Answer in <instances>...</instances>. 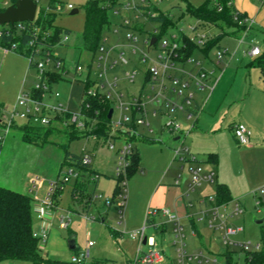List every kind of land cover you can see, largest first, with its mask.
<instances>
[{"label": "rangeland", "instance_id": "rangeland-1", "mask_svg": "<svg viewBox=\"0 0 264 264\" xmlns=\"http://www.w3.org/2000/svg\"><path fill=\"white\" fill-rule=\"evenodd\" d=\"M88 0H39L38 11L51 6L54 14V23L70 32L67 40L62 44H55L51 48L54 56L62 59L66 71L62 79L54 83L49 93L42 97L46 105L64 107L77 110L80 106L83 86L80 82H75L78 76L85 79L88 64L91 63V52L80 47V38L84 30L85 5ZM104 4L109 23L102 28L103 42L107 46H115L111 57L117 58L120 52H124L128 63L119 62L112 69L107 71L106 77L109 81L116 76L118 82L116 89H121L126 99L130 96L142 94L148 111L147 120L149 126L137 124L135 135L130 139L133 147L139 155L138 170L130 177L126 178L125 205L121 209L122 201L120 193H115L116 168L118 157L116 150L109 147V143H114L116 147L121 146L127 139L120 135L114 137L83 136L70 138L69 129L63 123L52 121L47 126L51 132L46 138L37 139L34 143H27L20 139L24 122L19 117L11 119V113L16 105L18 94L21 91L32 93L39 84V71L36 66H29V57L20 52L7 49L0 45V186L8 187L28 194L32 198V222L33 230L38 236L43 229L47 233V242L39 241L41 252L44 256L58 261L59 264H76L70 262L72 254L85 251L89 261L101 260L111 264H129L134 261L138 250V241L128 233L140 229L146 224V235L154 236L160 249L164 248L166 259L161 264H179L176 256V249L173 245L175 233L171 222L164 218H158L157 223L166 222V230L152 228L145 220L148 215V207L156 208L157 188L159 183L172 184L171 187H179L183 179L190 181L191 167L201 168V173L210 171L219 172L218 181L221 178L229 180L232 184L231 199L225 203L215 205L219 207V213L227 216L226 225L232 228H241L240 231L230 234L229 238L234 242L228 246L229 250L236 251L234 257L240 263L243 262L245 251L240 243H249L250 250L255 249L257 243H264L262 234L264 232V200L259 202L258 194L246 190L251 188V183L257 180L258 173L264 167V146L259 147L254 153L247 154L245 149L248 145L239 144L236 140L231 123L238 122L241 117V102L246 101L245 115L251 118L256 117L250 105H255L254 98L258 91L264 86V69L254 65L252 57L245 55V51L250 48L249 37L242 43L234 36H230L232 27L225 25L199 26V31H205L209 35L225 32L222 34L219 46L227 47L231 58L226 55L220 66L215 64V50L211 49L208 56L203 55L200 50H195L189 57L201 60L205 67L215 69L216 76L220 79L211 93L203 109L194 116L193 119L186 118V114L181 110L153 117L150 111L154 107L158 108V103L151 100L153 92L149 84H145L144 75L150 60L141 61L140 51L133 52L129 45L126 29L122 23L124 17L133 13L124 9L128 1L139 2L140 0H97ZM208 0H150L149 3L157 6L161 11L169 16L174 26L169 25L168 31L161 39H169L171 34H178L180 29L185 33L189 32V25H196L198 21L188 12V5L199 6ZM210 4L214 0H209ZM12 0H0V8H6ZM71 4L72 8H67ZM111 5V6H110ZM73 9L77 12L72 13ZM115 10H119L118 13ZM142 30L133 31L138 36L137 45L141 47L142 40L147 32L153 31L161 24L160 20L152 19L141 15L138 18ZM251 34L260 42L263 50V34L254 30ZM261 40V41H260ZM159 47V45H158ZM40 45L38 46V49ZM157 51L150 53L155 57ZM95 56L91 65V77L100 70L97 66ZM33 62L42 61L39 52L33 55ZM228 61V64H227ZM251 61V62H249ZM79 63L84 69L80 74L76 73L75 66ZM52 64V63H51ZM227 64V66H226ZM193 65L189 62V67ZM52 66V65H51ZM224 68V70H223ZM135 71L133 81L125 78V73ZM223 71V72H222ZM56 92L59 96H56ZM249 92L251 94H249ZM208 91L196 93L195 101L202 103ZM249 94V95H248ZM251 95V98H248ZM177 98V97H176ZM245 105V104H244ZM20 109V107H17ZM205 116L204 127L197 123L193 129L194 120ZM117 112L113 118L116 119ZM174 118L180 123L181 128L189 131L182 135L180 139H175V134L165 127V123ZM230 124V125H229ZM149 128L152 130L149 131ZM203 132L199 133L200 130ZM210 130L206 132V130ZM199 133V134H198ZM183 142V146L190 148L191 153L196 156V162L180 161L174 158V149ZM76 154L88 153L92 156L90 173L86 174L83 185V196L75 197L71 194L72 182L64 187L56 189L55 193L47 200L49 190L48 180H56L59 170L64 169V156L66 152ZM216 154L217 159L210 158L211 154ZM180 175V176H179ZM38 176L46 182L38 184L33 182ZM174 177H178L180 182L175 184ZM221 177V178H220ZM36 183V186L33 184ZM216 180L212 182H202L189 192L185 201L181 198L177 206L180 210L169 208L171 214L180 218L183 225L185 248L189 253L195 254L203 251L204 254L222 261V254L226 246L223 243L222 230L211 229L206 221L196 222V228L200 235H192V227L188 216L196 217L201 210L210 208V204L199 202L200 196L204 194L215 196ZM38 185V186H37ZM229 187V186H228ZM185 195L189 189L186 187ZM156 192V194H155ZM92 194L90 197L89 194ZM199 194H202L198 197ZM89 195V196H88ZM154 198L152 199V197ZM90 198V200H89ZM153 201H152V200ZM264 199V198H263ZM238 203L242 207V212L231 215L235 205ZM188 209L186 210V206ZM163 207L161 209H165ZM121 210L123 212L121 213ZM70 216V228L62 227L59 219L61 216ZM160 215V214H158ZM158 217V216H156ZM257 220H262L258 223ZM131 226H137L136 229ZM74 237L77 248H69V240ZM88 242L92 245L88 246ZM142 250H147L146 245H142ZM31 264L27 260H14L6 264Z\"/></svg>", "mask_w": 264, "mask_h": 264}, {"label": "built area", "instance_id": "built-area-1", "mask_svg": "<svg viewBox=\"0 0 264 264\" xmlns=\"http://www.w3.org/2000/svg\"><path fill=\"white\" fill-rule=\"evenodd\" d=\"M37 4V13H38V1L34 0ZM230 5V2H228ZM50 7V6H49ZM57 10L61 9V5L58 7H53ZM67 8H72L71 4L67 5ZM221 8V7H220ZM219 8V9H220ZM50 8L45 9L46 11H52ZM124 9L133 13L132 17L130 14L127 17H124L122 25L131 30L127 33V39L129 40V45L132 47V51L136 52L140 51L141 61L150 60L151 64L147 67L146 71L150 75V80L148 82L151 91L153 92V97L151 100L156 101L160 108H153L152 114L156 115L159 113L160 109H164L166 112H174L176 110H181L186 114V118L193 119L194 116H197L198 113L203 109L204 104L207 99L214 91L220 76H216L215 69L208 68L203 65L201 60L190 59L188 58L186 61L192 63L194 68L191 70L185 69L184 67L178 66L176 64V58L178 57V49L181 44V35L185 32L180 29L178 34H171L169 39H156L154 43H151V39L155 36L151 34V32H147L145 37L142 40L141 47L137 45L139 39L138 36L134 34L135 31H139L136 28V24L138 23V18L143 15L145 17H152L156 15V12L153 11L152 5L149 3V0H140L139 2L128 1L124 5ZM116 13L119 10H115ZM36 13V16H37ZM239 12L235 13L234 19L237 21L239 26H242L241 36L238 38L239 42L242 43L245 38L251 35L253 24L255 23V19L249 17L247 15H243ZM36 18V17H35ZM198 24L189 25V32L185 33L188 35L189 40L191 42H195L198 46H204L206 42L213 36L209 35L205 31L198 30ZM25 25L23 22L18 23L19 29H24ZM154 32H157L154 29ZM2 35V30L0 29V36ZM37 36V33L35 34ZM67 35H63L61 43L67 40ZM105 41V39H104ZM250 48L245 51V55L250 57H257L261 54L260 42L255 39V37H249ZM34 40L30 41V45H32ZM159 45V47H158ZM17 46L15 44L12 45L10 49L15 50ZM115 46H107L104 43L99 47L96 57L97 66L100 70L95 74V77H91V63L88 64V70L86 73L85 79H81L78 76L75 77V82H80L84 84L89 78L93 81L92 85L86 90L85 94H81V102H83L84 98L87 96L97 97L99 95H104L107 99H110L113 103V112L111 116L110 123V132L111 134H115L114 137H119L120 135L126 136L135 133L134 129L129 125V123L135 122V124H144L149 126L147 114L148 111L146 109V103L143 101L142 94L138 96H130V99H126L124 93L121 89H116V85L118 82V78L115 76L113 80L109 81L106 77L107 71L112 69L116 64L122 62L124 64L128 63L127 58L124 56V52H120L117 58L111 57V53L115 50ZM157 51L155 57H151V51ZM39 52L41 55L42 61H36L35 66L39 71V79L40 82L34 89L42 90V97L44 94L49 93L51 87L48 83V71H59L63 67L65 68L63 61L56 57L51 56L50 52H45L41 54V48H35V53ZM215 64L220 66L225 59L226 55L230 54L228 49L225 47H218L215 50ZM95 55V56H96ZM33 59V58H32ZM52 63V64H51ZM52 65V66H51ZM83 65L77 63L75 66V70L77 74H80L83 71ZM224 69V68H223ZM66 71V69H65ZM64 71V72H65ZM63 72V73H64ZM223 72V71H222ZM135 71H129L125 73V78L128 81H133L135 77ZM207 90L208 94L203 99L202 103L197 107H194L193 103L195 100V92ZM166 92H170L175 94L177 97H180V102H176L171 97L166 95ZM56 96H59V93L56 92ZM41 98H37L33 95V93H28L21 91L18 94L16 105L11 113V119L8 124L13 121L14 117L21 118L25 123L34 124V125H50L52 121H58L59 123H63L66 126H72V128L78 130L79 132H83L89 129H92V126L96 123V119L88 118L85 113L79 109L74 110L69 107H64L62 104H58L57 106L46 105ZM20 107L18 109L17 107ZM137 112V116L133 119L132 112ZM117 112L116 119L113 118L114 113ZM67 114L69 116H67ZM67 116V117H66ZM62 117V118H60ZM88 120L89 123H88ZM166 129H168L171 133L178 135V139L182 137V135L187 134L189 130L185 131L181 128L180 123H178L174 118H170L165 123ZM194 125L191 126L193 128ZM233 132L236 140L239 144L248 145L250 142V130L243 123H235L233 126ZM151 131L152 129L149 128ZM94 138L97 136L92 134ZM127 138V137H126ZM1 142V138H0ZM109 147L111 149L116 150L118 157V164L116 168V177L120 178V188H121V198L122 201L120 203L121 209H123L125 205V191H126V174L127 169L130 164L131 156L134 152L133 144L130 142V139L127 138L123 144L118 147L115 146L114 143H109ZM174 149V158L179 159L180 161H192L196 162V156L191 153L188 147L183 146V142ZM82 162L84 165L92 164V156L88 153L82 154ZM191 177L189 181V189L186 193L188 196L189 192L193 191L194 188L198 185H201L202 182H212L215 179V172L211 171L209 173H201V168L191 167ZM82 171L74 166H66L63 170H61L58 178L49 184V190L47 193L46 199L48 200L50 196H52L56 189L63 188L65 184L77 181L81 179L83 176ZM180 176V175H179ZM37 179H34L33 182H36ZM180 180L178 177L175 179V183L178 184ZM35 184V183H34ZM259 196H264V185L257 188L255 191ZM199 202H204L210 204V208L206 210H201L199 215L193 217L195 222L206 221L208 226L214 230H222L223 232V243L226 247L234 243L230 238V234H234L241 230V228H232L226 225L227 216H224L222 213H219V207L214 204V195H205L200 197ZM123 210H121V213ZM242 212V207L236 203L234 211L231 215H236ZM148 215L156 216L158 214L162 215L166 218L167 222H171L173 225V231L175 233V238L173 245L176 249V256L179 264H222V261H219L216 256L211 257L207 254H204L203 251H198L195 254L189 253L185 248L184 242V233H183V225L180 222V218L174 214H171L168 209H149ZM150 217V216H148ZM190 217V216H189ZM60 225L64 228L69 227L70 224V216H61L59 219ZM192 235H196V231L194 229L191 230ZM36 235V234H35ZM129 235L138 241V250L136 253V257L134 261L129 264H161L165 261L164 252L158 247L157 241L155 237L150 235H146V224L143 225L140 229L136 231H132ZM37 236V235H36ZM47 233L45 229L37 236L39 240L42 242H46ZM145 241V243H144ZM92 245V242H88V246ZM142 245H146L148 247L147 250H142ZM242 250L247 251L250 250L249 243H240ZM260 248V244L257 243L255 245V249ZM88 260L87 254L85 251H81L77 254H73L71 256V262L76 264H84Z\"/></svg>", "mask_w": 264, "mask_h": 264}, {"label": "trees", "instance_id": "trees-1", "mask_svg": "<svg viewBox=\"0 0 264 264\" xmlns=\"http://www.w3.org/2000/svg\"><path fill=\"white\" fill-rule=\"evenodd\" d=\"M150 1V0H149ZM15 0H12L14 3ZM229 0H214L212 4L210 1L199 5L193 6L188 5V12L192 15L198 22L199 26L206 25H225L226 27H235L237 30L241 31L242 26H239L237 21L234 19L235 13L237 12L232 5L228 4ZM111 6V5H110ZM50 7H55L51 6ZM221 7V8H220ZM220 8V9H219ZM107 7L101 4L97 0H88L85 5V22L84 30L80 38V47L83 50L90 51L94 58L97 54L99 47L103 44L102 28L106 23H109L107 14ZM152 9L156 12L155 16H150L156 20H160L161 24L159 27L155 28L157 32L151 31V34L160 39L164 34L167 33L169 25L174 26V24L169 19V16L161 11L157 6L153 5ZM4 10V8H0ZM54 12L46 11L41 9L38 11L36 18L33 22H23L25 25L24 29L18 28V23L6 24L0 26L2 30V35L0 36V45L4 48L10 49L13 44L17 46L16 51L29 57V66H35L33 62V55L35 54V48L40 45L41 54L45 52H50L51 56H54L51 52V48L55 44H62L61 40L63 35L68 34L70 31L64 29L54 23ZM243 16V15H242ZM137 30H142V26L136 24ZM37 33V36L35 34ZM222 33L214 34L204 46H198L195 42H191L187 34L181 35V46L178 49V57L176 61H186L195 50H200L203 55L208 56L209 52L213 48L221 47L219 46L220 38ZM34 40L33 44L30 45V41ZM264 45V37H263ZM59 58V57H58ZM62 60V59H61ZM254 65H258L264 69V46L261 54L254 58ZM65 68L63 67L59 71H48V83L52 86L54 83L59 82L63 77V72ZM150 80L149 73L145 72L143 86L147 84ZM93 81L89 78L83 86V94L92 85ZM33 95L37 98L42 97V90L33 89ZM81 110L90 119H96V123L92 126V129L79 132L78 130L72 128V126H67L70 133V138H77L81 135L91 136L95 134L97 137L104 136L109 137L110 123L111 119L108 117L110 109L113 107V103L110 99H107L104 95H99L97 97L87 96L84 98L83 102L80 103ZM67 116H69L67 114ZM66 116V117H67ZM133 119L137 116V112L134 110L132 112ZM62 118V117H60ZM90 120H88L89 123ZM129 125L135 130V122L129 123ZM49 125H34L29 123H23L21 128L24 129L21 134V139L27 143H34L37 139L46 138V136L51 132L52 129ZM233 128V127H232ZM126 137L132 139V136L126 133ZM210 158L216 160V154H211ZM64 165L74 166L81 170L85 175L90 173V165H84L82 162V154H76L67 151L64 156ZM139 166V155L136 149L131 156L130 164L127 169L126 178L130 177L133 173L138 170ZM84 177V176H83ZM115 193H120V178L116 177ZM75 182V187L73 190V195L77 197H82L84 192L81 188L79 192H75L77 183ZM92 194H89L92 197ZM88 195V196H89ZM231 193L228 185L225 183L216 184V192L214 199L216 203L222 204L230 200ZM90 200V198H89ZM214 201V204H215ZM32 198L23 192L0 186V264L6 261L14 260H27L31 264H59L58 261L50 259L44 256L41 252L39 238L35 235L33 230L32 222V209H31ZM155 217H148L146 221L153 226L155 229L160 227H165V222L156 225ZM192 229L197 233L196 222L193 217H189ZM262 239L264 241V232L262 234ZM236 251L229 250L226 247L225 251L220 254L222 256V264H264V243L260 244V248L257 250H247L245 251L244 260L242 263L237 261L234 257ZM101 260H93L90 264H102ZM195 264V263H192Z\"/></svg>", "mask_w": 264, "mask_h": 264}, {"label": "crops", "instance_id": "crops-1", "mask_svg": "<svg viewBox=\"0 0 264 264\" xmlns=\"http://www.w3.org/2000/svg\"><path fill=\"white\" fill-rule=\"evenodd\" d=\"M230 2V5L233 6V8L243 14V15H247L249 17H252L255 19V23L253 24V27L252 28H255L256 30L260 31L262 34H263V37H264V0H229ZM12 3V2H11ZM10 5V4H9ZM199 24V22L197 23ZM211 26V25H210ZM210 26H202V27H210ZM233 28V31L230 33V36H234L236 39H238L240 36H241V31L237 30L235 27H232ZM254 29V30H255ZM253 31V30H252ZM251 31V32H252ZM249 37H254L252 36V34L249 36ZM261 41V40H260ZM227 48V47H225ZM228 49V48H227ZM248 50V49H247ZM229 51V50H228ZM230 53V51H229ZM230 58H231V54L228 55ZM247 56V55H246ZM250 57V56H247V58ZM226 58V57H225ZM255 57H252L250 59H254ZM251 62V61H249ZM176 64L178 66H181V67H184L185 69H188V70H191L194 68V65H191V67L187 66L189 65V62L188 61H176ZM227 64H228V61H227ZM226 64V66H227ZM204 65V64H203ZM224 70V69H223ZM122 91V90H121ZM203 91H206V90H203ZM203 91H196L195 92V98H196V93H202ZM259 93H257L256 97L254 98V102H255V105H250L249 107L251 109H253L254 113L256 114V117L254 118H251V117H248L245 115V109H246V101L244 100L243 102H241V117L239 119L238 122H235V123H243L249 130H250V142L248 144V147L245 149V151L247 152V154H251V153H254L255 150L259 147H263L264 146V86L263 88H261L260 91H258ZM249 94H251L249 92ZM248 94V95H249ZM166 95L171 97L173 100H175L176 102H180V97H177L175 94H172L170 92H166ZM134 96V95H133ZM207 96V95H206ZM177 97V98H176ZM248 98H251V95L248 97ZM201 103L199 101H195L194 100V107H197L198 105H200ZM245 104V105H244ZM155 108V107H154ZM158 108H160L158 106ZM177 111V110H176ZM151 114H152V111H150ZM164 109H160L159 110V113L160 115H163V114H166L170 116L171 113L169 112H166ZM175 112V111H174ZM158 114L156 115H153V117H156L158 116ZM206 119H205V116L203 118L200 117V119L198 118V120H194L193 122V129L197 126V123L200 122V125H202V127H204V123H205ZM25 123V122H23ZM22 123V124H23ZM235 123H231V126H229L230 128L234 126ZM230 125V124H229ZM200 130V129H199ZM233 129H231L232 131ZM150 131V130H149ZM191 131V130H190ZM210 130H206V132H209ZM202 131L200 130L199 133H201ZM198 133V134H199ZM203 133V132H202ZM134 133L133 134H130V136L134 137ZM178 138V135L175 136V139ZM20 139H21V135H20ZM22 140V139H21ZM190 149V148H189ZM191 151V150H190ZM264 156V155H263ZM217 159V157H216ZM215 160V159H213ZM63 170V169H62ZM213 171V170H212ZM60 172H61V169L59 170V174L57 176L60 175ZM211 172V171H210ZM89 174V173H88ZM86 175V174H85ZM218 175H219V172H216L215 173V179L216 180V183L218 181ZM85 177V176H84ZM82 177L80 179V181L77 183L76 187H78V189H75V192H79L80 189L83 187V185L85 184V181H86V178ZM58 177H56L55 179H57ZM221 178V177H220ZM36 182L38 184H41V183H44L46 182L44 179H41L39 178L38 176H36ZM176 179V177H174V180ZM55 180H48L47 181V184L49 185L51 182H53ZM75 182L76 181H72V189H71V194L73 195V190H74V187H75ZM218 183H225L226 185L229 186V189L230 191H232V184L229 180L225 179V178H221V180L218 182ZM163 183H159V187L157 188L156 192H158L159 195H157V205L156 208H159L161 209L162 206L163 207H166L165 209H168L169 208H173L175 209L176 211L177 210H180L179 207L177 206V204L179 203L180 199L182 198L184 201L185 199L187 198V195H185V192H186V187L187 185L189 184V181L187 178H184L183 179V182L182 184H179V187H171L172 184L170 183H166L164 185H162ZM34 186H36V183L33 184ZM174 185H177L176 183ZM264 185V167L263 169L261 170V172L258 173V177H257V180L252 182L251 183V188H249V190H246L244 193H247L248 191H253L254 192L256 191L257 188L261 187ZM38 186V185H37ZM155 192V194H156ZM216 192V191H215ZM231 193V192H230ZM202 195V194H199L198 197ZM206 194H204L203 196H205ZM210 195H213V194H210ZM75 197H77L75 195ZM186 197V198H185ZM201 197V196H200ZM154 198V196L152 197V199ZM258 198H259V202L263 201L264 199V196H259L258 195ZM151 199V200H152ZM153 201V200H152ZM186 206V204H185ZM153 207V206H149L148 207V210ZM188 209V207L186 206V210ZM147 210V211H148ZM158 216V217H156ZM155 216V220L157 222V219L158 218H164L166 220L165 217H163L162 215H156ZM146 220V218H145ZM188 220H189V216H188ZM189 223L191 225V222L189 220ZM160 223H156V225H158ZM172 224V223H171ZM150 225V224H149ZM197 226V224H196ZM132 228L136 229L137 226H131ZM151 227L153 228V226L151 225ZM192 227V226H191ZM69 228H70V224H69ZM159 229H161L162 231L166 230V222H165V227H160ZM197 229V228H196ZM138 230V229H137ZM133 231H136V230H133ZM132 232V231H131ZM130 233V232H129ZM128 233V234H129ZM197 235H200V231L197 229V233L196 235H193V236H197ZM48 238V237H47ZM74 240V243H75V238L72 237L70 240ZM69 240V241H70ZM135 240V239H134ZM156 240V238H155ZM46 242H47V239H46ZM158 244V242H157ZM158 247H159V244H158ZM70 248V246H69ZM75 248H77V245L75 244ZM161 248V247H159ZM72 249V248H70ZM74 249V248H73ZM163 252H164V248L161 249ZM165 254V253H164ZM192 254V253H191ZM73 255V254H72ZM166 256V255H165ZM166 259V258H165ZM9 261H6V262H3L1 264H6L8 263ZM70 262H71V259H70ZM91 261H89V259L84 263V264H90ZM21 264V263H20ZM27 264V263H26ZM102 264H107V262H103ZM111 264V263H110Z\"/></svg>", "mask_w": 264, "mask_h": 264}, {"label": "water", "instance_id": "water-1", "mask_svg": "<svg viewBox=\"0 0 264 264\" xmlns=\"http://www.w3.org/2000/svg\"><path fill=\"white\" fill-rule=\"evenodd\" d=\"M77 12V9H73L72 13ZM37 13V4L34 0H15L9 6L0 10V26L6 24H14L19 22H33ZM156 41V37L151 39V43ZM113 109L111 108L108 117L111 118ZM258 223L262 220H257ZM145 243V241H144ZM70 248H75L74 240L69 241ZM110 264V263H107Z\"/></svg>", "mask_w": 264, "mask_h": 264}]
</instances>
